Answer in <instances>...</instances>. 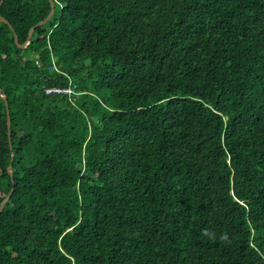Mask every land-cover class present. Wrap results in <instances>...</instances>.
<instances>
[{
	"label": "trees",
	"instance_id": "16d2710c",
	"mask_svg": "<svg viewBox=\"0 0 264 264\" xmlns=\"http://www.w3.org/2000/svg\"><path fill=\"white\" fill-rule=\"evenodd\" d=\"M53 4L0 7V264H264V0Z\"/></svg>",
	"mask_w": 264,
	"mask_h": 264
},
{
	"label": "water",
	"instance_id": "95a60500",
	"mask_svg": "<svg viewBox=\"0 0 264 264\" xmlns=\"http://www.w3.org/2000/svg\"><path fill=\"white\" fill-rule=\"evenodd\" d=\"M2 2L3 0L0 1V7L2 5ZM49 4H50V8H51V11L50 13L48 14V16L41 22H39L36 26H34L33 28H31L28 32V36H27V39L25 41L24 44H19L18 42V38L16 35H14V43L16 44V46L19 48V49H25L28 44L30 43L31 41V37L33 35V32L34 30L37 28V27H41V26H44L45 24H47V22L51 19V17L53 16L54 14V4H53V0H49ZM0 21L6 25L9 26L10 30L12 32L13 29L12 27L10 26V24L3 18L0 16ZM0 98L5 102V107H6V110H7V126H8V130H9V136H10V121H9V110H8V103H7V99L6 97L2 94V90L0 89ZM12 161H13V156L11 158V161H10V164L7 168V173L8 175L11 177L12 179V175H13V172H12ZM12 193V190L9 192V194L6 196V198L2 201V203L0 204V214L2 213L3 211V208L5 207L6 203L8 202L9 198H10V195Z\"/></svg>",
	"mask_w": 264,
	"mask_h": 264
},
{
	"label": "built area",
	"instance_id": "2783aa9c",
	"mask_svg": "<svg viewBox=\"0 0 264 264\" xmlns=\"http://www.w3.org/2000/svg\"><path fill=\"white\" fill-rule=\"evenodd\" d=\"M52 91H54V90H46V93H50ZM66 92L70 93V90H66Z\"/></svg>",
	"mask_w": 264,
	"mask_h": 264
}]
</instances>
